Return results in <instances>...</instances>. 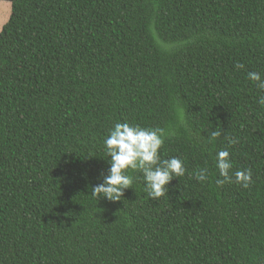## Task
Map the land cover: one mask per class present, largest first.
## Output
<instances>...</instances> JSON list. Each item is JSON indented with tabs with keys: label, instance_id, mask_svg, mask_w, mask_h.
I'll use <instances>...</instances> for the list:
<instances>
[{
	"label": "trees",
	"instance_id": "obj_1",
	"mask_svg": "<svg viewBox=\"0 0 264 264\" xmlns=\"http://www.w3.org/2000/svg\"><path fill=\"white\" fill-rule=\"evenodd\" d=\"M6 1L0 264H264V91L247 76L264 79V0ZM117 122L183 160L164 196L138 171L120 201L92 195ZM225 149L247 188L217 184Z\"/></svg>",
	"mask_w": 264,
	"mask_h": 264
},
{
	"label": "clouds",
	"instance_id": "obj_2",
	"mask_svg": "<svg viewBox=\"0 0 264 264\" xmlns=\"http://www.w3.org/2000/svg\"><path fill=\"white\" fill-rule=\"evenodd\" d=\"M244 65L237 63L236 68H243ZM248 79L256 82L259 90L264 91V79L258 72H248ZM258 103L264 106V95L258 97ZM221 132L213 131L212 137L218 138ZM229 145L238 143L232 137H225ZM164 145L163 132L160 129H149L138 124L128 122H117L109 130L108 136L104 140V146L109 167L106 174L100 173L101 182L94 186L92 195L99 199L109 201H120L124 196V191L131 188L133 177L129 171L142 173L145 184V191L149 198L158 199L166 194L168 185L174 178L183 177L186 173L183 160L179 157L162 158L160 149ZM216 168L222 179L217 180V184L233 182L241 187L247 188L253 183L250 169L237 170L233 174L231 169L233 163L228 150H220L216 153ZM196 179L198 181L207 180V169H201Z\"/></svg>",
	"mask_w": 264,
	"mask_h": 264
},
{
	"label": "rangeland",
	"instance_id": "obj_3",
	"mask_svg": "<svg viewBox=\"0 0 264 264\" xmlns=\"http://www.w3.org/2000/svg\"><path fill=\"white\" fill-rule=\"evenodd\" d=\"M10 12V5L6 0H0V26L8 18Z\"/></svg>",
	"mask_w": 264,
	"mask_h": 264
}]
</instances>
